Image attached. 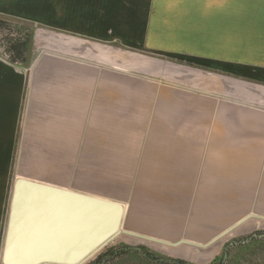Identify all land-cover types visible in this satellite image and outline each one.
<instances>
[{"label": "crops", "instance_id": "0c3cea01", "mask_svg": "<svg viewBox=\"0 0 264 264\" xmlns=\"http://www.w3.org/2000/svg\"><path fill=\"white\" fill-rule=\"evenodd\" d=\"M0 18L29 26L24 60L0 57V251L18 178L118 202L124 230L171 243L264 218V7L0 0Z\"/></svg>", "mask_w": 264, "mask_h": 264}, {"label": "water", "instance_id": "95a60500", "mask_svg": "<svg viewBox=\"0 0 264 264\" xmlns=\"http://www.w3.org/2000/svg\"><path fill=\"white\" fill-rule=\"evenodd\" d=\"M124 216L118 202L18 178L11 191L0 264H84L120 234L172 248L184 244L205 249L252 215L207 244L171 243L124 230Z\"/></svg>", "mask_w": 264, "mask_h": 264}, {"label": "rangeland", "instance_id": "374dc122", "mask_svg": "<svg viewBox=\"0 0 264 264\" xmlns=\"http://www.w3.org/2000/svg\"><path fill=\"white\" fill-rule=\"evenodd\" d=\"M240 7L241 9L264 7V0H240ZM0 24H2L0 25V57L7 61V56L3 54L8 48L6 39H16L17 34L22 37L27 35L26 30H29V26L3 18H0ZM57 33L75 38V35L72 34ZM40 53L43 54V52ZM249 219L260 220L264 223V220L259 219V216L256 215H252ZM251 225L250 232L240 237H233L234 230H232L205 249L184 244L172 248L120 234L84 264H264V238L262 237L264 226ZM3 237L4 233L1 238V247ZM238 242H240L239 245ZM236 244L237 246H235ZM125 249L133 251V253L122 257L111 256ZM134 249H140L141 252ZM143 254H148L154 259L146 260L142 258Z\"/></svg>", "mask_w": 264, "mask_h": 264}, {"label": "trees", "instance_id": "16d2710c", "mask_svg": "<svg viewBox=\"0 0 264 264\" xmlns=\"http://www.w3.org/2000/svg\"><path fill=\"white\" fill-rule=\"evenodd\" d=\"M2 25V24H0ZM6 43L8 44V48L5 51V53H3L5 56H7V61L11 64H15V63H19L22 62L24 60V54L26 52V45L28 43V39L24 38V36L22 37L20 34H17L16 39H11V38H7L6 39ZM129 250H133L130 248H127ZM129 250H122L121 252H118L117 254H113L111 256H116V257H122V256H126L129 253H133V251H129ZM135 250V249H134ZM138 251V250H135ZM141 252V251H138ZM136 254H138L137 252H135ZM146 260H152L154 258H152V256L146 254H143V257ZM177 263V262H176ZM177 264H183V263H177Z\"/></svg>", "mask_w": 264, "mask_h": 264}, {"label": "bare ground", "instance_id": "6f19581e", "mask_svg": "<svg viewBox=\"0 0 264 264\" xmlns=\"http://www.w3.org/2000/svg\"><path fill=\"white\" fill-rule=\"evenodd\" d=\"M139 240V239H138Z\"/></svg>", "mask_w": 264, "mask_h": 264}]
</instances>
